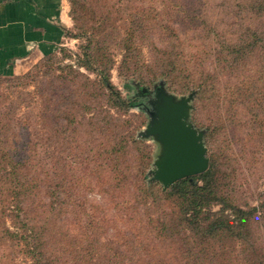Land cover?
I'll use <instances>...</instances> for the list:
<instances>
[{
    "label": "rangeland",
    "instance_id": "rangeland-1",
    "mask_svg": "<svg viewBox=\"0 0 264 264\" xmlns=\"http://www.w3.org/2000/svg\"><path fill=\"white\" fill-rule=\"evenodd\" d=\"M67 3L72 20L67 41L53 54L36 59L27 70L0 76V114H5L0 127L4 123L10 125L9 130H5L6 126L0 128V158L13 146V138L30 140L35 145L23 155H32L35 166L23 170L28 174L26 180L36 175L42 180L37 198L18 193L14 199L7 197L0 204V231L4 223L16 228L15 222L22 217L39 218L38 225L47 226L43 218L52 216L49 214L52 207L44 210L36 202L49 200L50 188L65 182L63 177L75 181L78 176H86L93 187L77 185L76 189L79 198L87 201L89 211L94 209L102 216L104 210L112 220L110 224L115 220L126 233L143 227L151 232L152 255L142 251L135 258L140 260L131 264H264V0H77L75 5L73 0H67ZM140 23L146 35L141 61L152 68L139 64L140 69L133 74L122 63L125 53L122 38L128 31H140ZM173 25L183 40L174 49L179 50L178 63L186 71L176 72L171 75L173 81L165 82L178 94L197 91L192 120L207 129L206 143L217 166L220 195L245 209L258 207L249 226L240 228L243 237L231 234L224 240L215 239L212 242L215 249L204 252L205 260L195 263L181 259L177 245L171 250L166 245L163 254L157 252L161 248V234L169 232L156 229L157 224L167 220L185 225L177 217L181 205L184 206L181 199L161 198L157 190L156 193L145 190L146 183L152 182L148 171L153 167L157 144L152 139H143L141 144H130L127 151L123 150L126 139L138 137L147 124L148 116L142 110L145 104L138 103L125 111L109 103L104 94L99 95L96 74L78 65L82 46L88 43V37L95 35L94 43L100 41L98 46L110 47L111 79L116 88L125 99L134 97L138 90L131 81L152 88L155 81L163 79L156 75L161 70L156 65L159 56L148 42L151 43L149 37H154L158 46L171 51L172 46L167 44H177L171 37ZM135 59H130L131 69ZM201 81L206 82L205 88L198 93L196 83ZM245 81L253 82L256 90ZM96 110L102 112V123H95ZM73 115L77 123L71 125L66 119ZM115 141L123 146L120 152L123 175L131 176L124 190L114 189L111 171L99 165L108 162L105 148ZM69 162L72 167L67 166ZM97 167L98 172H94ZM139 169L143 174L147 172L146 179L143 174L139 179ZM139 180L143 189L138 190L134 182ZM221 207L218 202L212 205L214 210ZM113 231L112 227L104 228V239ZM184 233L192 235L187 228ZM221 247L226 249L223 256L216 250ZM215 254L218 256L214 259ZM0 264L33 262L23 249L6 238L0 239Z\"/></svg>",
    "mask_w": 264,
    "mask_h": 264
},
{
    "label": "trees",
    "instance_id": "trees-1",
    "mask_svg": "<svg viewBox=\"0 0 264 264\" xmlns=\"http://www.w3.org/2000/svg\"><path fill=\"white\" fill-rule=\"evenodd\" d=\"M76 1L77 0H73L74 5ZM140 26L142 27L140 31H128L126 36L122 38L124 42L122 47L125 50L122 63L128 68L127 70L133 74L140 69L139 64L152 68L151 64L141 61L144 55L142 43H144L146 35L144 36L143 34V30H145L143 28V23H140ZM170 30L173 33L171 37L177 42V44H167L168 46H172L171 51L166 49V46H158L156 44V38L154 37H149L151 43L148 42V45H151L152 49H154L159 56L156 60V65H158L161 70H159L157 72L159 74L156 75H158L159 78H163L168 83L173 81L171 75L173 77V75L178 74L176 72L181 73L186 71L185 68L183 69L180 67L178 63V58L181 57L179 50L174 49L176 46L180 45V42L183 40H181L178 28L173 25ZM68 35L71 36L69 31ZM81 36H84V34H81ZM94 37L95 35L88 37V43L82 46L83 54L79 57L78 65L96 74L97 81L95 83L98 85L100 91L99 95L104 94L106 101L109 103L118 108H123L125 111H130L132 107L139 103V100L134 97L128 99L122 97L121 91L116 88L111 79L112 56L109 49L110 47H105L103 45L98 46L100 41L94 43ZM53 53L54 52H51L46 56ZM109 56H111V58ZM133 57H136L137 60ZM131 58L136 61L133 64V69H131L130 65ZM154 73H156V70H154ZM245 82L249 83V86L254 89L253 85H251L253 82ZM205 83V81L196 83L198 84V93L199 90L205 88ZM126 84L128 87H132L130 82H126ZM169 86L171 85L169 84ZM250 95H252V93H250L249 96ZM262 97L264 98V95H262ZM93 113H95V123H102V112L96 110ZM4 116L5 114H0V121L5 119ZM55 117H57V115H55ZM66 120L71 125L77 123L76 115ZM91 123L94 124L93 122ZM105 123H108L107 119ZM4 124H2L0 128L3 129V127L6 126ZM9 129L10 125L6 126L5 130ZM207 134L208 132L206 136ZM126 140L127 145H125L123 149L125 151H127L126 148L130 146V144H141L145 141L142 138L136 137V135L128 137ZM12 141L11 143L13 146L6 152L7 155H3V157L0 158V187L2 185L3 189L7 192V194H5L1 188L0 204L6 202L7 197H12V199H14V195H18V193L24 195L32 194L34 196L33 198H37L40 194L38 189L40 185L42 186V180L38 175L28 181L26 180L28 174L23 170L28 169L29 166H35L32 155H23V152H31V146L33 147L35 143H32L30 140L24 141L18 138H13ZM122 147V144L116 143V141L113 142V144H109L104 152V155H106L105 161L108 162L99 163L101 167L103 166V168H107L111 171L113 175L112 180L114 181L111 185L114 189L119 190H124V188L128 187L131 177L126 176L127 174L125 176L123 175L124 171L120 164V152L123 151H121ZM19 154H21L22 157L19 156ZM207 155L209 157V167L206 171L181 178L167 188H163V185L157 180L152 181L150 185L146 180V191L156 193L157 190L161 198H179L181 199V204L184 205L178 204L181 205V211L180 214L177 213V217L180 216L182 221H185L183 227L181 222L176 225V222L169 223L166 220V222H161L160 225L157 224L156 229L169 231L161 234V248L159 247L157 252L161 251V254H163L166 245L169 246L170 250L173 246L177 245L176 249L180 252L181 259L185 260L186 263L191 260H194V263L205 260V254L203 253L209 252L211 249L214 250L215 248H213L214 245H212V242L219 237H222L223 240L226 236L231 237V234L237 238L243 237V231H241L240 228L246 227L247 224L249 226L251 217L258 210L257 206L245 209L233 204L227 198L220 195L216 185L217 166L209 156V148ZM79 159L82 160V158ZM67 166L72 167V164L69 162ZM96 169H98V167L93 170ZM33 171L36 172L38 170ZM94 172H98V170ZM142 174L143 170L139 169V179ZM99 176L100 175H98V177ZM147 176L148 174L145 171L143 178L146 179ZM63 179L65 182H62L60 186L56 185L50 188L49 200L45 202L43 200H38L36 202V204H42L41 206H44V210L47 206L52 207L49 213L52 216L50 218H43L47 226L38 225L40 221L39 218L22 217L15 222L16 228L14 229L4 223L3 225L5 227L0 231V239L8 238L9 242L23 249L25 255L31 259L33 264H131L140 260L135 258H139L142 251H145L148 256L152 255V248H150L149 245L152 237L148 228L143 227L140 230L134 229L129 233L122 231L121 228L114 223L115 220L110 224L112 220L109 219L104 210L101 211L103 215L98 216L93 208L92 211H89L90 208H88L86 200L79 198L80 196L76 186L78 185L79 188L91 186V182L87 180L86 176H78L75 181L67 177H63ZM139 184L140 180L134 182V186L138 185V190L139 188L143 189V186ZM2 194L4 195L2 196ZM143 201L146 203V198ZM47 202L50 204H46ZM215 202L222 204L219 210L212 209V205H214ZM96 205L97 204H91L89 206L95 207ZM82 215L86 217L84 220H82ZM106 227H112L114 231L110 237L104 239L103 233ZM184 228L192 231V235H186L184 233ZM227 232L229 234H226ZM157 237L160 239V236L157 235ZM153 248L155 254V247ZM69 250L75 251L74 253L66 252ZM183 250H185V252H183ZM216 250H218L220 256H223L222 252L226 251L225 247ZM170 254L172 255L171 251ZM218 254L213 255L214 259L217 258ZM171 259L174 258L172 257ZM220 264H228V262H220Z\"/></svg>",
    "mask_w": 264,
    "mask_h": 264
},
{
    "label": "water",
    "instance_id": "water-1",
    "mask_svg": "<svg viewBox=\"0 0 264 264\" xmlns=\"http://www.w3.org/2000/svg\"><path fill=\"white\" fill-rule=\"evenodd\" d=\"M139 92L147 96L143 106L148 121L137 136L152 139L157 144L149 181L157 180L164 188L177 180L200 174L209 167L206 128L192 120L197 91L178 94L171 91L164 79L155 81L152 88L131 81ZM136 96V95H135Z\"/></svg>",
    "mask_w": 264,
    "mask_h": 264
},
{
    "label": "crops",
    "instance_id": "crops-1",
    "mask_svg": "<svg viewBox=\"0 0 264 264\" xmlns=\"http://www.w3.org/2000/svg\"><path fill=\"white\" fill-rule=\"evenodd\" d=\"M71 26L67 0H0V76L56 52Z\"/></svg>",
    "mask_w": 264,
    "mask_h": 264
},
{
    "label": "flooded vegetation",
    "instance_id": "flooded-vegetation-1",
    "mask_svg": "<svg viewBox=\"0 0 264 264\" xmlns=\"http://www.w3.org/2000/svg\"><path fill=\"white\" fill-rule=\"evenodd\" d=\"M135 99H138L139 100V103L141 104H147V96H145V93L143 92H139L136 96H134ZM145 102V103H144Z\"/></svg>",
    "mask_w": 264,
    "mask_h": 264
}]
</instances>
